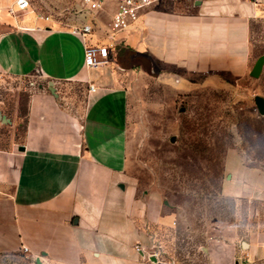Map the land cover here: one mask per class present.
Instances as JSON below:
<instances>
[{"label": "crops", "instance_id": "0c3cea01", "mask_svg": "<svg viewBox=\"0 0 264 264\" xmlns=\"http://www.w3.org/2000/svg\"><path fill=\"white\" fill-rule=\"evenodd\" d=\"M16 2L0 0V75L39 77L46 86L30 91L23 115L0 107V264L10 256L30 264H264L259 212L247 215V224L238 223V214L206 221L200 263L171 261L153 250V237L177 214L157 193L137 195L126 174L125 82L139 70L186 94L225 74L243 77L250 27L264 19V5L163 3L141 15L132 31L112 34L100 12L83 14L77 24L92 21L93 31L81 38L37 13L30 0L25 10ZM89 44L109 47L105 65L84 66ZM68 84L82 94L63 95ZM236 169L222 196L264 204V173Z\"/></svg>", "mask_w": 264, "mask_h": 264}, {"label": "rangeland", "instance_id": "374dc122", "mask_svg": "<svg viewBox=\"0 0 264 264\" xmlns=\"http://www.w3.org/2000/svg\"><path fill=\"white\" fill-rule=\"evenodd\" d=\"M37 13L64 27L79 26L85 11L77 0H30ZM116 3L102 0L100 15L110 22ZM110 14V17L108 15ZM136 24L129 27V31ZM264 56V19L250 27L248 72L240 78L219 76L214 85L202 83L186 94L152 80L139 70L125 79L128 89L126 174L142 196L157 193L176 211L175 223L153 237V250L169 260L200 263L204 223L230 220L247 224V215H264V204L238 202L222 196L223 185L238 166L264 173V114L254 98L264 101V64L258 77L250 72ZM39 77L12 78L0 75V107L10 116L23 115L28 95ZM63 95H81L77 84L61 87ZM256 223V221H253ZM264 223V222H263ZM5 264H30L10 256Z\"/></svg>", "mask_w": 264, "mask_h": 264}, {"label": "built area", "instance_id": "2783aa9c", "mask_svg": "<svg viewBox=\"0 0 264 264\" xmlns=\"http://www.w3.org/2000/svg\"><path fill=\"white\" fill-rule=\"evenodd\" d=\"M86 14L95 16L101 12L102 0H77ZM116 3V11L112 14L109 23L110 33H116L129 28L148 9L163 3H175L179 0H112ZM253 5L260 7L264 0H249ZM17 8L25 10L29 7L28 0H17ZM10 14L13 11L9 9ZM93 31L92 21L81 24L71 29V33L81 38L90 35ZM111 39V37H110ZM83 62L87 68H97L105 65L109 60V47L100 44H89L84 46ZM90 91L94 88L89 87ZM26 252V249H23ZM156 255V254H155ZM154 255V256H155Z\"/></svg>", "mask_w": 264, "mask_h": 264}, {"label": "water", "instance_id": "95a60500", "mask_svg": "<svg viewBox=\"0 0 264 264\" xmlns=\"http://www.w3.org/2000/svg\"><path fill=\"white\" fill-rule=\"evenodd\" d=\"M263 64H264V56L259 57L256 60L254 66H253V68H252V70L250 72V75L252 77H258L260 72H261V70H262ZM254 102L256 104V107H257L259 113L264 114V101H263V99L261 97H259V96H256L254 98ZM22 149L23 148H20V150H22Z\"/></svg>", "mask_w": 264, "mask_h": 264}, {"label": "trees", "instance_id": "16d2710c", "mask_svg": "<svg viewBox=\"0 0 264 264\" xmlns=\"http://www.w3.org/2000/svg\"><path fill=\"white\" fill-rule=\"evenodd\" d=\"M25 110H26V108L24 109V113H25ZM24 113H23V114H24Z\"/></svg>", "mask_w": 264, "mask_h": 264}]
</instances>
